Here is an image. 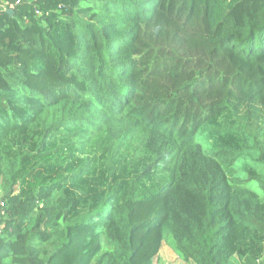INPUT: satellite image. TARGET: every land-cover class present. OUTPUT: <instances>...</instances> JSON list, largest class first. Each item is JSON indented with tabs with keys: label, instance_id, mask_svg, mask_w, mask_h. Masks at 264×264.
<instances>
[{
	"label": "trees",
	"instance_id": "1",
	"mask_svg": "<svg viewBox=\"0 0 264 264\" xmlns=\"http://www.w3.org/2000/svg\"><path fill=\"white\" fill-rule=\"evenodd\" d=\"M262 110L264 0H0V264L255 260Z\"/></svg>",
	"mask_w": 264,
	"mask_h": 264
},
{
	"label": "rangeland",
	"instance_id": "2",
	"mask_svg": "<svg viewBox=\"0 0 264 264\" xmlns=\"http://www.w3.org/2000/svg\"><path fill=\"white\" fill-rule=\"evenodd\" d=\"M260 108V106H259ZM221 120L226 121L229 125L234 123V117L231 113H227L225 116L222 117ZM249 123L253 124L254 127L257 124L264 125V110L259 113V116L253 120V122L248 121ZM220 121L216 122L215 124L207 127L206 132L201 135V140L204 144V148L206 151L212 150V138L210 135L211 128L214 129L217 125H219ZM245 124V123H244ZM122 142V141H120ZM109 144L107 137L100 138V148L101 151L106 148ZM120 159L123 161V169H124V176L126 178H132L135 176L140 175L142 170L146 167L148 163V154L147 152L140 146L139 142L134 139L124 140L121 144V151H120ZM243 161L242 159L235 165V170L238 172V175H243ZM168 179V175L163 171H158L152 176L148 178L144 176L141 182H145L147 186H151L153 184H158L159 182H163ZM246 264H264V252L262 254L259 252L257 256H255V260L251 258H246ZM157 264H191L187 263L182 258H180L173 247L171 246L168 240L163 242L162 248L160 249L159 255L156 259ZM193 264V263H192ZM231 264H244L240 261L238 256L233 257Z\"/></svg>",
	"mask_w": 264,
	"mask_h": 264
},
{
	"label": "built area",
	"instance_id": "3",
	"mask_svg": "<svg viewBox=\"0 0 264 264\" xmlns=\"http://www.w3.org/2000/svg\"><path fill=\"white\" fill-rule=\"evenodd\" d=\"M34 1V0H32ZM36 13L40 14V10L36 9ZM7 215V211H6V207L5 204L3 202L0 203V238L2 236L3 233V229L5 226V222H4V218Z\"/></svg>",
	"mask_w": 264,
	"mask_h": 264
},
{
	"label": "water",
	"instance_id": "4",
	"mask_svg": "<svg viewBox=\"0 0 264 264\" xmlns=\"http://www.w3.org/2000/svg\"><path fill=\"white\" fill-rule=\"evenodd\" d=\"M10 12L12 13L13 11H12V10H10Z\"/></svg>",
	"mask_w": 264,
	"mask_h": 264
}]
</instances>
